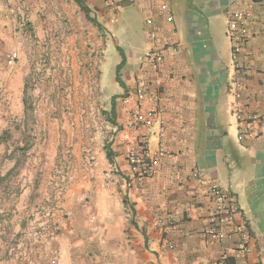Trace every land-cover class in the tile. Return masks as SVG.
<instances>
[{
    "label": "crops",
    "instance_id": "crops-1",
    "mask_svg": "<svg viewBox=\"0 0 264 264\" xmlns=\"http://www.w3.org/2000/svg\"><path fill=\"white\" fill-rule=\"evenodd\" d=\"M84 1L103 33L74 0H0V69L8 48L16 47V29L27 23L44 34L51 7L57 25L65 28L68 20L74 37H85L86 30L94 39L101 36L116 60L108 68L115 76L125 58L124 86L115 92L113 163L102 150L120 183H112L104 196L72 198L76 206L69 221L61 214L46 218L35 255L11 264H264V0ZM67 7H73V16ZM241 10L250 17L237 70L228 27L231 15ZM77 21L86 25L84 31ZM153 52L163 55L160 71L150 61ZM235 80L243 82V99L261 119L251 127L254 138L241 142L233 115ZM139 88L145 93L141 111L155 113L151 126L134 117ZM143 138L155 153L156 172L136 181L128 151ZM210 184L238 204L250 232L245 254L237 251L236 238L205 243L214 206ZM49 224L56 234H47ZM48 235L54 244L50 261L47 253L36 255L48 248Z\"/></svg>",
    "mask_w": 264,
    "mask_h": 264
},
{
    "label": "rangeland",
    "instance_id": "rangeland-1",
    "mask_svg": "<svg viewBox=\"0 0 264 264\" xmlns=\"http://www.w3.org/2000/svg\"><path fill=\"white\" fill-rule=\"evenodd\" d=\"M50 10L44 34L21 21L26 25L16 29V47L8 48L0 69V136L9 131L0 145V264L35 255L42 223L53 214L67 223L72 198L104 196L120 183L102 155L117 132L109 114L119 97L108 69L114 55L99 34L74 37L68 20L61 28L55 7ZM66 10L73 16V7ZM76 27L86 25L77 21ZM53 231L49 224L47 234ZM49 235L48 248L36 255L47 253L50 261Z\"/></svg>",
    "mask_w": 264,
    "mask_h": 264
},
{
    "label": "built area",
    "instance_id": "built-area-1",
    "mask_svg": "<svg viewBox=\"0 0 264 264\" xmlns=\"http://www.w3.org/2000/svg\"><path fill=\"white\" fill-rule=\"evenodd\" d=\"M250 17L249 11H236L229 20L228 33L232 39V53L234 64L237 70H241L239 55L247 45V22ZM172 19V15H169ZM17 55H13L15 58ZM150 61L156 71L162 70L163 55L160 52H153L150 55ZM234 102L233 115L236 120L238 129V140L254 138L255 134L251 127L257 124L261 119L260 115L251 110L250 106L244 101L245 86L242 81L235 80L231 87ZM137 104L134 117L137 122L145 126H151L153 123L154 112L143 113L141 106L145 101V93L139 88L136 91ZM128 162L131 172L136 181H143L151 177L156 172L157 161L155 153L149 148L146 139L143 138L128 151ZM194 176L199 180L201 185H206V179L196 171ZM209 193L213 199L214 206L207 216V227L205 229V243L207 245L224 239L236 238V249L240 254H245L248 250L250 232L246 222L241 218L240 208L231 194L217 184L209 185ZM56 261L53 260L52 264ZM219 264H228L222 260Z\"/></svg>",
    "mask_w": 264,
    "mask_h": 264
},
{
    "label": "trees",
    "instance_id": "trees-1",
    "mask_svg": "<svg viewBox=\"0 0 264 264\" xmlns=\"http://www.w3.org/2000/svg\"><path fill=\"white\" fill-rule=\"evenodd\" d=\"M74 1L80 6V9L85 14L87 20L94 23L99 28V30L103 33V26L97 20V18L92 15V9L86 4V2L84 0H74ZM125 63H126V59L123 58L122 61L120 62V64H118V66L116 68V81L122 87L124 86V84H123L122 77H121V70H122L123 66L125 65ZM116 99H117V96L112 98L111 109L109 111V114H111V116H112L111 122L115 126L117 125V122L115 121V118L117 116ZM8 136H9V131H7V130L4 131L3 134L0 136V145L5 140H7ZM111 145H112V143L110 141L106 142L104 145V150L106 152V156H107L108 160L110 161V163H113V151H112Z\"/></svg>",
    "mask_w": 264,
    "mask_h": 264
}]
</instances>
